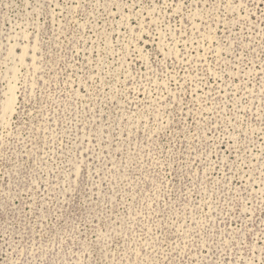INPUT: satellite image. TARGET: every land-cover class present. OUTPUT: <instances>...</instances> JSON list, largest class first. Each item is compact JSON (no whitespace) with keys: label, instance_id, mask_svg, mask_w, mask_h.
<instances>
[{"label":"rangeland","instance_id":"rangeland-1","mask_svg":"<svg viewBox=\"0 0 264 264\" xmlns=\"http://www.w3.org/2000/svg\"><path fill=\"white\" fill-rule=\"evenodd\" d=\"M0 264H264V0H0Z\"/></svg>","mask_w":264,"mask_h":264}]
</instances>
